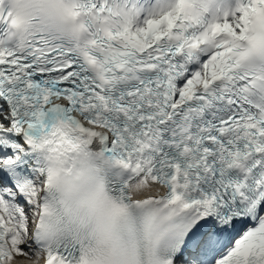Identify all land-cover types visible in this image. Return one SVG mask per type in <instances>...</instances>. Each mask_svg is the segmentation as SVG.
I'll return each mask as SVG.
<instances>
[{
    "label": "snow or ice",
    "instance_id": "1",
    "mask_svg": "<svg viewBox=\"0 0 264 264\" xmlns=\"http://www.w3.org/2000/svg\"><path fill=\"white\" fill-rule=\"evenodd\" d=\"M0 264H264V0H0Z\"/></svg>",
    "mask_w": 264,
    "mask_h": 264
},
{
    "label": "clouds",
    "instance_id": "2",
    "mask_svg": "<svg viewBox=\"0 0 264 264\" xmlns=\"http://www.w3.org/2000/svg\"><path fill=\"white\" fill-rule=\"evenodd\" d=\"M160 191H163V189H161Z\"/></svg>",
    "mask_w": 264,
    "mask_h": 264
}]
</instances>
